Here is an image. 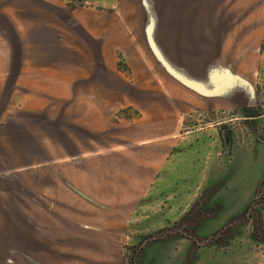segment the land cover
Listing matches in <instances>:
<instances>
[{
  "label": "crops",
  "instance_id": "obj_1",
  "mask_svg": "<svg viewBox=\"0 0 264 264\" xmlns=\"http://www.w3.org/2000/svg\"><path fill=\"white\" fill-rule=\"evenodd\" d=\"M263 52L264 0H117L83 8L0 0V264H40L49 250L42 216L30 214L25 196L58 214L40 201L41 181L24 178L26 166L42 155L57 162L53 153L64 152L70 163L55 180L96 204L90 174L105 177V167L91 168L90 153L108 148L109 167L126 170L131 163L121 152L151 149L147 138H157V152L168 155L190 113L254 108ZM110 107L138 116L114 121ZM152 167L139 168L148 186L161 170Z\"/></svg>",
  "mask_w": 264,
  "mask_h": 264
},
{
  "label": "rangeland",
  "instance_id": "obj_2",
  "mask_svg": "<svg viewBox=\"0 0 264 264\" xmlns=\"http://www.w3.org/2000/svg\"><path fill=\"white\" fill-rule=\"evenodd\" d=\"M62 1L83 8L111 7L117 0ZM259 64L257 106L190 113L181 134L169 141L174 147L168 155L157 152V138H147L151 149L120 153L131 163L126 170L109 167L108 148L101 147L98 156L90 153L91 168L105 167V177L102 170L90 174L88 196L96 204L55 180L63 179L70 163L64 152L53 153L57 162L42 155L34 167L26 166V181L38 178L42 183L43 206L63 216L51 217L25 196L30 214L42 216L41 239L49 246L42 249L40 264H264V52ZM110 109L114 121L138 116ZM135 139L143 140L139 135ZM41 141L47 151L50 143L43 133ZM122 161L116 160L121 167ZM132 163L137 177L128 172ZM146 166L161 169L149 186L148 177L138 176Z\"/></svg>",
  "mask_w": 264,
  "mask_h": 264
}]
</instances>
